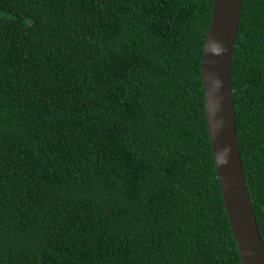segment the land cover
<instances>
[{"label": "trees", "instance_id": "1", "mask_svg": "<svg viewBox=\"0 0 264 264\" xmlns=\"http://www.w3.org/2000/svg\"><path fill=\"white\" fill-rule=\"evenodd\" d=\"M213 0H0V264H241L201 51ZM235 130L264 245V0H242Z\"/></svg>", "mask_w": 264, "mask_h": 264}, {"label": "water", "instance_id": "2", "mask_svg": "<svg viewBox=\"0 0 264 264\" xmlns=\"http://www.w3.org/2000/svg\"><path fill=\"white\" fill-rule=\"evenodd\" d=\"M241 3L242 0H213L202 44L200 74L214 169L241 264H264V245L238 148L230 81Z\"/></svg>", "mask_w": 264, "mask_h": 264}]
</instances>
